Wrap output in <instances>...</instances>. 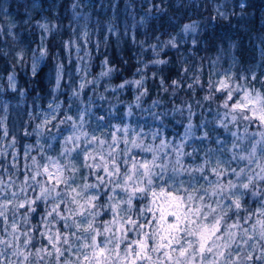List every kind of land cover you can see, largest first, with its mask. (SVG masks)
<instances>
[{"label": "snow or ice", "instance_id": "obj_1", "mask_svg": "<svg viewBox=\"0 0 264 264\" xmlns=\"http://www.w3.org/2000/svg\"><path fill=\"white\" fill-rule=\"evenodd\" d=\"M37 26L45 32L56 28ZM81 37L89 43L87 32ZM40 39L43 44L45 37ZM61 44L69 64L79 62V82L43 44L33 50L30 68L35 73L41 62H54L47 110L30 114L39 123L19 139L0 118V264H264V81L256 89L240 83L255 81L254 75L236 73L235 85L228 75L214 87L203 80L220 101L215 117L206 121L188 105L178 143L161 138L160 130L149 143L143 128L123 122L132 115L131 105L126 113L115 109L117 116L97 115L100 110L93 112L87 100L69 114V101L87 97L85 90L98 79H87L89 51L73 39ZM9 54L0 48V61ZM16 59L23 61V51ZM114 71L106 68L98 76ZM8 80V87H16L12 76ZM126 85L143 87L144 81L124 80L118 87ZM65 87L68 101L61 102L56 93ZM92 119L95 128L89 127ZM215 126L230 132L231 140ZM28 137L32 142L24 143ZM193 137L204 147L190 145Z\"/></svg>", "mask_w": 264, "mask_h": 264}, {"label": "trees", "instance_id": "obj_2", "mask_svg": "<svg viewBox=\"0 0 264 264\" xmlns=\"http://www.w3.org/2000/svg\"><path fill=\"white\" fill-rule=\"evenodd\" d=\"M74 3L77 4L75 8L72 7ZM153 3H160V0H153ZM129 5H132V7H129ZM146 8L147 0H143V2L141 0H0V9L6 10V12L0 11V26L4 29V32L0 33V48L12 55L18 51H23L24 55L31 59L34 49L43 47V44H47L50 55L59 56L67 68V52L62 51L61 42L69 39L76 40L77 43H80V45L91 53L87 79L97 78L98 83L95 86H88L85 90L87 91V97L81 95L78 100L73 97L69 101L73 103L72 110L74 112L77 111L76 104L86 107L87 104L85 101L90 100L92 111L96 112L97 109L100 110L97 112V115H106L111 111L113 116H117L118 113L115 109H119L121 113H126L129 105H131L132 115L123 116V122L126 119V123H133L137 131L143 128L145 133H151L153 130H162L163 136L161 138H166L170 142H178V135L185 131V126L188 123L186 119L187 110L185 109V116L183 117L179 113H171L163 119V122L154 119L152 112H158L162 107L159 104L153 105L152 103L159 94V85L155 78H150L145 82L146 86L150 89V96L142 99L141 107H137L133 102L136 95L134 85H126L123 89L108 88L105 91L109 83L118 84L122 83L125 79H131L136 68L142 67L140 61L137 59V54L140 52L139 45L133 41L134 39L145 40L144 32L146 28L140 23V17L144 15L143 10ZM37 22L46 23L50 27L56 25V28L54 31L45 32L37 26ZM207 23L211 28L215 24V21L209 19ZM10 25L12 27L9 31ZM109 28L112 31H109ZM84 32L88 34L87 38L89 43L87 44L84 43L81 37V34ZM42 36L45 37L43 44L40 39ZM105 39L107 43H105ZM145 42L151 43L152 41L145 40ZM97 45H99V48H97ZM165 52L169 53L175 59V50L165 49ZM181 52H184L183 46L181 47ZM142 54L145 60L153 58L151 49H148ZM37 55H39L38 52ZM105 57L109 58L110 66L118 68L119 71H114L108 77H99L98 74L101 71L100 62ZM87 59L86 57V61ZM8 60L9 57H5L0 63L5 65L10 71L11 65L8 63ZM53 63V61L48 60L47 65L42 62L40 67L49 69ZM211 67V63H209L203 69L204 80L208 78ZM159 68L165 69L166 66L160 65ZM156 70L157 66L155 65H149L145 69L150 77L151 73ZM167 71L177 73L176 68L168 69ZM49 77H51V72L46 71L43 87H41L40 83H35L34 90L24 97L11 93L0 97L3 102H7L9 105L6 123L10 130L16 132L18 139L23 136L24 129L31 131L29 125L34 126L39 123V119H31L29 113L34 114L47 107L50 100L48 93L51 92ZM18 79L23 82L28 77L21 71L18 73ZM64 82L67 83L66 78ZM255 86L258 88L261 87L260 84H255ZM68 92L69 89L67 87L63 88L59 92V95H61L59 96V100L62 99L63 102L68 101ZM37 93H39L38 97ZM115 97H118L121 102H117L114 99ZM166 98L167 94L161 96V99ZM172 100L179 103V100L175 97L168 99L167 103L169 108L171 107ZM18 104L22 109H16ZM113 105L115 108L112 107ZM63 107H65L64 104ZM200 111L205 113L202 117L203 119L206 121L212 120L216 115V105L206 104L205 108ZM111 122L117 124L120 120L114 119ZM197 122V118H193V123ZM210 127H213V125H210ZM218 130L223 136L225 135L226 131L219 128ZM197 135H199V132ZM51 141L49 140L53 146H56V141ZM31 142V137L24 140V143ZM148 142L152 143L150 135H148ZM189 143L197 148L204 147L195 137ZM186 150L191 151L192 149L189 147ZM50 154L55 155L54 152ZM6 162L8 161L5 160ZM233 166L235 167V164ZM252 199L254 198L249 199L250 204Z\"/></svg>", "mask_w": 264, "mask_h": 264}, {"label": "clouds", "instance_id": "obj_3", "mask_svg": "<svg viewBox=\"0 0 264 264\" xmlns=\"http://www.w3.org/2000/svg\"><path fill=\"white\" fill-rule=\"evenodd\" d=\"M73 6L76 7L77 4L74 3ZM143 11L144 15L140 17V23L146 28L144 37L145 40L152 42L146 43L145 40L134 39L133 42L140 48L137 59L142 67L136 68L132 78L125 80L144 81L143 87L135 86V98L140 97L139 101L136 99L133 101L135 104H141L144 97L150 96V89L145 82L150 78L158 81L159 94L155 101L162 107L160 111L152 112L154 119L163 122V119L171 113H179L183 117L185 109L188 117V105H191V111L200 113L203 117L205 113L200 110L204 109L206 104L220 103L215 93L208 90V85L202 83L203 69L209 63L212 67L208 78L212 81L213 87L215 82L225 75L230 76L235 85L236 73L254 75L258 78L255 81L242 80L240 81L242 84L255 86V84L261 85L264 81V56L260 55L261 49L264 48V0H160V3L155 4L153 0H147V8ZM209 19L215 21L211 28L207 23ZM186 26H191V30L189 31ZM105 43H107L106 39ZM170 44H175L177 47L170 48ZM182 46L184 52H181ZM148 49H151L153 58L145 60L142 53ZM165 49L175 50V59L165 52ZM7 57H9L8 63L11 65V70L9 71L5 65L0 63V94L11 93L24 97L34 90L35 83L38 82L43 87L44 74L46 71L50 72L49 69L38 66L36 72L33 73L30 68L32 60L26 55L22 62L16 59V53L9 54ZM105 60L108 63H105L103 68L101 67V71L114 68L110 66L108 57L100 63ZM157 61H163V64L155 63ZM149 65L157 66V70L154 71L155 76L154 72L150 77L145 71ZM160 65H165L166 68L161 69ZM172 68H176L177 73L167 71ZM114 69L119 71L118 68ZM21 71L28 77L26 81L21 82L18 79V73ZM9 75L15 82L16 87L14 88L8 87ZM50 79L51 77L49 81ZM120 84L109 83L105 91L108 88L120 89L118 87ZM49 85L53 86L50 83ZM188 85H193L191 90ZM201 87L203 90L198 95L197 90ZM255 88L259 89L256 86ZM164 94H167V98L161 99ZM38 96L39 93H37ZM208 96L212 99H204ZM173 97L177 98L179 103L172 100L169 108L167 100ZM114 99L121 102L118 97ZM3 103L4 111L0 112V118L6 121L9 105L7 102ZM30 114L29 117L32 119ZM154 131L156 130L147 135L151 136ZM160 136H163L162 130H160Z\"/></svg>", "mask_w": 264, "mask_h": 264}, {"label": "rangeland", "instance_id": "obj_4", "mask_svg": "<svg viewBox=\"0 0 264 264\" xmlns=\"http://www.w3.org/2000/svg\"><path fill=\"white\" fill-rule=\"evenodd\" d=\"M74 38H75V36H74ZM82 39V38H81ZM78 44H80V43H78ZM71 55H72V59L75 61V59H76V52H75V50L73 49V51H72V53H71ZM80 55H84V51L83 52H80ZM67 57H68V53L66 54V64H68V66H67V69L68 70H70L71 72H72V76H73V78L76 80V82L78 83L79 82V79H80V76H79V74L78 73H76V71H75V67L77 66V64H79V62H77V64H69V62H68V59H67ZM42 63V62H41ZM89 72V71H88ZM53 76V73H51V77ZM66 80H67V77H66ZM62 83H65V82H62ZM56 95H58V96H61V95H59V92L58 93H56ZM60 101L61 102H63V100L62 99H60ZM61 107H63V103L61 104ZM18 108H20V109H22L21 108V106L18 104L17 106H16V109L18 110ZM47 110V107L45 108V109H41L40 111H46ZM223 112V109H221V113ZM69 114H75V112H74V110H71V112L69 113ZM125 124H129V125H131L133 128H135L134 126H133V123H126V119H125V122H124ZM95 126H96V124H95V120H91L90 122H89V127L90 128H95ZM218 127V126H217ZM229 127L230 128H232V125H229ZM232 130L233 131H235L236 129L235 128H232ZM253 131H255L256 130V128H255V126H253V129H252ZM68 133V130L66 129L65 130V134H67ZM225 139H228V140H231V134H230V132H226L225 133V135L223 136ZM53 141V140H52ZM51 141V142H52ZM178 143V142H177ZM10 152H12L13 151V149H8ZM134 151H139L138 149H136V150H134ZM151 157H150V155H149V159H150ZM8 162H6V164H7Z\"/></svg>", "mask_w": 264, "mask_h": 264}]
</instances>
